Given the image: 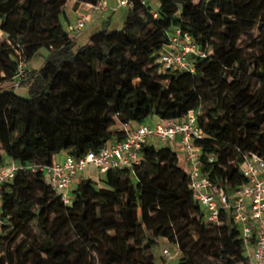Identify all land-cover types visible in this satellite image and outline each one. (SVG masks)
<instances>
[{"label": "trees", "instance_id": "obj_1", "mask_svg": "<svg viewBox=\"0 0 264 264\" xmlns=\"http://www.w3.org/2000/svg\"><path fill=\"white\" fill-rule=\"evenodd\" d=\"M129 1L120 28L111 27V13L78 43L63 25L67 0H0V162L4 154L19 165L49 164L62 151L81 155L122 139L118 123L199 108L201 171L234 190L246 181L244 155L264 156V0ZM174 27L210 51L196 58L194 73L157 60ZM255 27L259 35L239 47ZM17 45L27 66L47 53L41 67L27 69L19 87L26 96L1 88L15 72ZM140 153L132 168L78 178L67 206L40 171L18 169L1 182L0 264H155L158 237L179 246L180 264H249L229 214L205 221L178 153L146 143ZM206 154L216 159L208 163Z\"/></svg>", "mask_w": 264, "mask_h": 264}, {"label": "built area", "instance_id": "obj_2", "mask_svg": "<svg viewBox=\"0 0 264 264\" xmlns=\"http://www.w3.org/2000/svg\"><path fill=\"white\" fill-rule=\"evenodd\" d=\"M68 1L65 4V12ZM144 2L145 0H141V3ZM81 3L84 5L81 12L68 28L72 38L86 28L97 14L115 11L118 7L133 6L129 0H118L114 6H108L106 0ZM14 50L16 69L13 76L3 83L7 84V89L13 91L27 78V62L22 51L18 45ZM209 52L200 48L188 32L174 27L167 34V41L158 52L157 60L165 69L194 73L196 58L205 57ZM199 112L198 108L182 118L162 119L155 116V119L146 123L136 121L118 123L113 128L124 133L122 139L110 138L97 150H89L81 155L62 151L54 155L49 164L19 165L14 162L0 171V183L11 180L18 169L40 171L62 204L67 206L71 203L76 180L80 177L92 179L91 169H94L100 178L109 169L132 168L140 164L142 161L140 148L144 143L156 147L167 146L181 157L193 190V198L205 209V221L219 224L222 215L229 214L240 231L249 264H264V156L254 152L246 153L239 165V170L246 181L230 192L219 188L201 171L203 151L195 144L197 139L203 137L197 125ZM215 159V155L206 154L208 163ZM171 247L172 249H162L163 255L175 257L180 253L177 244H171Z\"/></svg>", "mask_w": 264, "mask_h": 264}, {"label": "crops", "instance_id": "obj_3", "mask_svg": "<svg viewBox=\"0 0 264 264\" xmlns=\"http://www.w3.org/2000/svg\"><path fill=\"white\" fill-rule=\"evenodd\" d=\"M118 0H106L108 6H114L116 5ZM149 1V3L155 5L157 3V0H147ZM83 4L82 3H75L73 0H69L67 3V10L65 12V20H64V28L65 30L68 31V28L70 25H72L74 23V20L76 18V15L81 12L82 8H83ZM127 11H128V7H118L116 9L115 12L113 11H104L101 12L99 14L96 15L95 19L93 21H91V23H89L87 25L86 28H84L78 35L74 36L73 39H76V41L78 43H84L86 42L90 35L92 34V32H94L96 29L99 28L100 23H102V21L111 13L113 14L112 17V23H111V27L112 28H120L126 15H127ZM30 66V64H28ZM31 69H38L35 68L33 65L30 66ZM16 93H18L21 96H26L27 95V90L26 88H19L17 89ZM153 119H155V116H152L149 121H152ZM179 157V165L184 168L183 166V162L180 156ZM12 163H14V161L9 158L8 156L2 154V160L0 162V171L8 166H10ZM185 169V168H184ZM98 177L96 176V174L94 176H92L93 180H96ZM1 204V201H0Z\"/></svg>", "mask_w": 264, "mask_h": 264}, {"label": "rangeland", "instance_id": "obj_4", "mask_svg": "<svg viewBox=\"0 0 264 264\" xmlns=\"http://www.w3.org/2000/svg\"><path fill=\"white\" fill-rule=\"evenodd\" d=\"M65 8V6H64ZM64 15H65V11H64ZM1 18V17H0ZM64 24V23H63ZM211 27L213 29H216L218 27H220V21H213L211 22ZM257 35H259V28L255 27L252 30L246 31L244 32L238 42L237 45L239 47H245L246 43L250 41L251 38L256 37ZM2 37V35L0 36V38ZM16 40H20V38H17ZM45 49H41L38 54H36L30 61V66L33 65L35 68H39L41 67V65L44 63L45 59L47 58V53L45 52ZM29 65L27 66V69H30ZM2 89H7V84H3L1 85ZM22 89L25 88V86L23 85L21 87ZM17 91V90H15ZM91 175L94 176L95 175V170L91 169L90 171ZM98 178L99 176L96 175ZM155 242L156 244L151 248V253L153 254L154 257V261L155 264H180V254H178L177 256H173V257H168L166 255H163L162 253V249L164 248H168V249H172L171 247V242L165 238V237H158L155 238ZM210 261L213 262L214 264H219V262H215L212 258H210Z\"/></svg>", "mask_w": 264, "mask_h": 264}]
</instances>
